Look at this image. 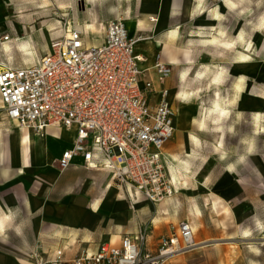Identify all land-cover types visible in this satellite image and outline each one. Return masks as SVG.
<instances>
[{"label": "crops", "instance_id": "obj_1", "mask_svg": "<svg viewBox=\"0 0 264 264\" xmlns=\"http://www.w3.org/2000/svg\"><path fill=\"white\" fill-rule=\"evenodd\" d=\"M14 1L0 0V34L6 26L4 19L9 18L5 7ZM88 1L94 3L91 8L115 11L113 14L123 20L129 38L142 37L134 47V52L144 58L142 68L151 67L156 57L172 67L170 76L160 87L168 90V100L175 113L174 133L163 148L166 171L175 193L162 203L152 204L129 190L136 197L130 209L125 192L108 172L87 169L80 160L63 172L57 169V159L73 142V130L49 127L43 136H38L3 119L4 124L0 122V264H32L26 254L35 244L41 245L44 258L61 250L63 258L69 260L84 251L93 253L102 244H118L122 236L136 235L142 228L147 231L146 249L152 250L170 225L182 220L192 226L197 246L172 257L174 261L169 259L166 264H188L192 252L202 250L209 241L219 240L220 234L231 232L224 229L225 224L240 222L245 215L256 219L255 199L241 198L242 187L251 184L247 179L253 180L255 186L264 184V161L252 157L256 147L251 142L243 152L247 156L241 159L240 131L235 128L228 131L232 146L223 151L231 154V161L229 157H221L222 163L219 161L217 165L225 171L217 180V193L201 194V186L206 182L197 175L204 167L200 154L211 146L205 138L216 134L211 129L215 124H208L209 117L214 115L209 110L216 100L206 104L200 96L204 89L202 75L206 71L216 72L218 51L227 52L232 58L236 52L239 58L241 1ZM67 3L71 4L64 0L59 8H67ZM251 9L255 7L250 4ZM251 18L254 19L250 12L244 17L248 25ZM113 19L99 23L102 30ZM255 23L254 19V27ZM39 36L45 38L43 33ZM217 43H226L227 47ZM46 48L47 45L39 55L35 51V59ZM207 113L210 115L205 116ZM243 170L246 173L242 174ZM163 206L167 208L163 212L168 214L167 218L159 210ZM260 234H264V229Z\"/></svg>", "mask_w": 264, "mask_h": 264}, {"label": "built area", "instance_id": "obj_2", "mask_svg": "<svg viewBox=\"0 0 264 264\" xmlns=\"http://www.w3.org/2000/svg\"><path fill=\"white\" fill-rule=\"evenodd\" d=\"M141 40L129 38L119 18L103 26L100 43H87L85 33L72 25L50 35L45 52L33 63L0 68L5 121L38 136L49 127L73 130V142L57 159V169L63 172L80 160L87 169L108 172L130 209L136 197L129 190L152 204L175 193L163 154L174 133L175 113L168 90L160 87L172 67L156 57L151 67L142 68L144 58L134 52ZM146 238L142 228L118 244H102L69 260L61 250L44 258L35 244L26 259L32 264H166L197 246L186 220L170 225L152 250L146 249Z\"/></svg>", "mask_w": 264, "mask_h": 264}, {"label": "rangeland", "instance_id": "obj_3", "mask_svg": "<svg viewBox=\"0 0 264 264\" xmlns=\"http://www.w3.org/2000/svg\"><path fill=\"white\" fill-rule=\"evenodd\" d=\"M240 1L242 16L239 58L236 57V52L232 58L227 52L218 51L216 72L206 71L202 75L204 89L200 96L206 104L216 100L214 105L220 104L224 111L218 119L211 115L208 120V124H215L211 129L215 130L216 134L214 137L205 138L211 146L200 154V161L204 167L197 171V175L202 182H206L200 191L204 196L217 193V180L225 173L222 168H217L220 158L229 157L231 161V154L229 156L223 151L227 152L232 146L233 139L231 132L228 134V131H232L233 128L240 131L241 159L247 156L243 152L247 151L246 147L251 142V145L256 147V154L252 157L256 156L264 161V0ZM63 2L64 0H15L5 7L9 18L4 19L6 26L2 28L0 34V66L5 61L15 66L33 63L35 56L41 54L47 45L48 34L53 36L72 25H77L87 35L85 37L87 42L99 43L103 38L101 34L103 30L99 23L118 16L113 14L115 12L113 10L91 8L94 3L88 0L82 3L79 0H69L71 4L67 3V8H59ZM250 4L255 9L249 11ZM249 12L256 20L255 27L253 18L249 25L248 21L244 20ZM85 25L88 26L87 29ZM39 33H43L45 38L40 37ZM5 35L9 36L8 41L2 40ZM23 44L28 52L32 53V58L20 51ZM217 44L227 47L226 43ZM4 45L8 46V50L4 49ZM209 115L207 113L205 116ZM3 119L4 113L0 106L2 124ZM241 173L246 171L243 170ZM166 174L168 177V172ZM246 181H250L251 184L242 187L241 198L255 199L256 208L253 212L256 219H248L245 215V219L241 218L240 222L236 220L231 225L225 224L224 229L231 232L220 234L219 240L209 241L202 250L192 252L188 264H264V234H260L264 229V184L259 183L255 186L253 180ZM232 192L230 188L229 194ZM202 204L207 205L204 202ZM159 210L165 218L168 217V214L163 213L167 211L166 207H160ZM169 261H174V258Z\"/></svg>", "mask_w": 264, "mask_h": 264}, {"label": "bare ground", "instance_id": "obj_4", "mask_svg": "<svg viewBox=\"0 0 264 264\" xmlns=\"http://www.w3.org/2000/svg\"><path fill=\"white\" fill-rule=\"evenodd\" d=\"M72 26H69V27H67L68 29H70ZM86 29H87V25H85L84 26ZM4 49L5 50H8V46H5L4 45ZM20 51L21 52H23L24 53V55L25 56H30L31 58H32V53H30V52H28V49L26 48V46L23 44V45H21L20 46ZM35 61V60H34ZM33 61V62H34ZM6 65L5 64H1V66H0V68H4ZM210 113H212V114H214V115H216L217 117H219V115H221V114H223L224 113V111H223V109L221 108V105L220 104H215L214 106H213V108H211L210 110ZM184 114H187V111H185L184 112ZM171 177H172V183H173V181L175 180V175L174 174H172L171 175ZM169 179V178H168ZM132 192V191H131ZM199 245V244H198Z\"/></svg>", "mask_w": 264, "mask_h": 264}]
</instances>
